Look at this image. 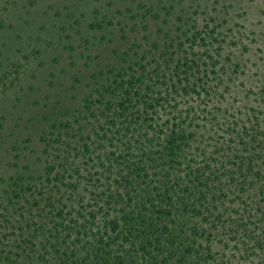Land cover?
Here are the masks:
<instances>
[{
	"label": "rangeland",
	"instance_id": "374dc122",
	"mask_svg": "<svg viewBox=\"0 0 264 264\" xmlns=\"http://www.w3.org/2000/svg\"><path fill=\"white\" fill-rule=\"evenodd\" d=\"M173 127L180 175L217 199L219 224H190L264 264V0H0V264L131 252L120 162L139 172Z\"/></svg>",
	"mask_w": 264,
	"mask_h": 264
},
{
	"label": "trees",
	"instance_id": "16d2710c",
	"mask_svg": "<svg viewBox=\"0 0 264 264\" xmlns=\"http://www.w3.org/2000/svg\"><path fill=\"white\" fill-rule=\"evenodd\" d=\"M188 140L184 131L173 127L165 133L161 144L149 151L139 172L133 169L130 161L120 162L121 172L132 180L130 193L124 194L130 198L132 210L121 217L122 228L127 229L117 234L122 236L123 243L132 244V251H117L113 245H103L89 254V264H227L213 253L211 241L198 232V223L190 224L200 210L211 219L210 224L217 225L220 221L216 215L217 199L209 187L211 181H201L202 176L197 177L193 172L182 176L178 170L185 162ZM250 156L242 153L243 166H247ZM147 171H152L157 179L147 181L140 176ZM245 171L247 173L248 167ZM188 176H193L194 180L190 181ZM240 218L242 222L245 219L242 215ZM234 224L240 226L238 222ZM110 225L112 232L120 226L115 219Z\"/></svg>",
	"mask_w": 264,
	"mask_h": 264
}]
</instances>
